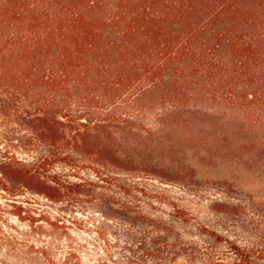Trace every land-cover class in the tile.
Segmentation results:
<instances>
[{"label":"rangeland","instance_id":"obj_1","mask_svg":"<svg viewBox=\"0 0 264 264\" xmlns=\"http://www.w3.org/2000/svg\"><path fill=\"white\" fill-rule=\"evenodd\" d=\"M1 40L41 65L0 74V146L28 158L15 110L102 121L85 147L117 179L74 205L25 192L22 217L0 196V264H189L204 227L264 216V0H0Z\"/></svg>","mask_w":264,"mask_h":264},{"label":"trees","instance_id":"obj_2","mask_svg":"<svg viewBox=\"0 0 264 264\" xmlns=\"http://www.w3.org/2000/svg\"><path fill=\"white\" fill-rule=\"evenodd\" d=\"M26 48L21 49L24 51ZM14 50L5 41H0V74H5L9 66L19 69L40 67L41 60L36 55L9 58L8 54ZM11 108L10 104H0V114L12 115ZM15 111L22 113L17 116L19 125L25 127L29 133L18 138L28 158H19L8 148L0 146V196L4 198L5 204L14 208L11 211L22 217L26 208L15 198L25 195V192L41 196L50 202L65 200L71 205L81 203L85 198L101 200L103 193L99 189H107L106 185H112L117 178L107 172L106 160L100 158L95 151H89L85 143L93 127L101 126L102 121L73 118L62 112L52 116L44 113L33 117L25 110ZM25 116L31 117L27 119ZM102 130L104 129L98 131ZM2 139L6 145L12 147L9 143H13L15 136L2 134ZM37 144H41L43 148L38 150ZM119 187L124 190L123 186ZM0 210H3L2 203ZM175 221L184 222L181 218ZM50 224L56 233H68V226L61 219L55 218ZM238 226L239 231H231L233 237L204 227L203 233L210 239L208 246L203 251L194 247L184 248L190 250L186 255L191 260L189 264L194 261L200 264H264V216L243 221ZM149 251L153 258L161 259L159 248ZM177 258L178 254L174 252L164 260Z\"/></svg>","mask_w":264,"mask_h":264}]
</instances>
